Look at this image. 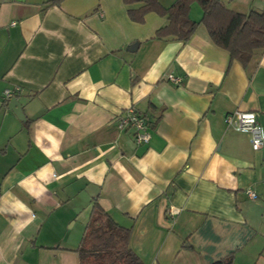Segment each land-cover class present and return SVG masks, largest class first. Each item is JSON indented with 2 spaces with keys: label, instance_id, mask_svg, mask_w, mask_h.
Masks as SVG:
<instances>
[{
  "label": "crops",
  "instance_id": "obj_1",
  "mask_svg": "<svg viewBox=\"0 0 264 264\" xmlns=\"http://www.w3.org/2000/svg\"><path fill=\"white\" fill-rule=\"evenodd\" d=\"M166 21H133L123 0H0V264H79L95 202L145 264H264V145L223 121L254 111L264 129V51L229 63L203 24L185 42L153 38ZM14 87L23 119L3 96ZM128 107L146 143L117 126Z\"/></svg>",
  "mask_w": 264,
  "mask_h": 264
},
{
  "label": "trees",
  "instance_id": "obj_2",
  "mask_svg": "<svg viewBox=\"0 0 264 264\" xmlns=\"http://www.w3.org/2000/svg\"><path fill=\"white\" fill-rule=\"evenodd\" d=\"M123 1L133 21L142 22L149 11L166 18L153 38L185 42L203 24L211 42L227 51L229 63L237 61L246 67L254 54L264 51V8L242 13L225 7L220 0H175L168 7H163L158 0ZM136 2L138 6H131ZM192 2L202 10L199 20L189 18ZM129 237L130 228L117 224L95 202L76 249L79 264H145L131 249ZM233 259L230 252L208 264H233Z\"/></svg>",
  "mask_w": 264,
  "mask_h": 264
},
{
  "label": "built area",
  "instance_id": "obj_3",
  "mask_svg": "<svg viewBox=\"0 0 264 264\" xmlns=\"http://www.w3.org/2000/svg\"><path fill=\"white\" fill-rule=\"evenodd\" d=\"M166 78L175 84L180 81V77L170 73L166 75ZM18 90V87H14L13 89L6 88L3 90V96L8 100L15 95ZM223 121L227 126L237 131L248 133L250 145L253 150H258L264 145V129H262L257 114L254 111L236 109L227 112L223 117ZM116 124L120 129L131 128L134 133V141L137 144L146 143L149 140L150 133L148 131V121L133 107H128L121 112L117 117ZM245 192L251 198L256 197V193L251 188H246ZM177 211L178 209L173 206L168 208V213L171 215Z\"/></svg>",
  "mask_w": 264,
  "mask_h": 264
},
{
  "label": "water",
  "instance_id": "obj_4",
  "mask_svg": "<svg viewBox=\"0 0 264 264\" xmlns=\"http://www.w3.org/2000/svg\"><path fill=\"white\" fill-rule=\"evenodd\" d=\"M8 108L11 109L18 118L23 119V113L21 110V105L19 104V102L17 101V99L15 97H11L8 100Z\"/></svg>",
  "mask_w": 264,
  "mask_h": 264
}]
</instances>
